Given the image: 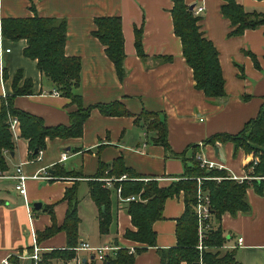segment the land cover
Here are the masks:
<instances>
[{
	"label": "crops",
	"instance_id": "1",
	"mask_svg": "<svg viewBox=\"0 0 264 264\" xmlns=\"http://www.w3.org/2000/svg\"><path fill=\"white\" fill-rule=\"evenodd\" d=\"M185 1L194 9L203 7L198 16L206 37L219 51L227 93L223 98H209L196 87L193 70L183 55L182 41L174 32L173 0H0V109L3 100L13 95V78L20 69L32 80L33 93L15 96L16 108L42 118L46 126H70V113L78 109L69 98L53 93L55 85L42 75L36 60L24 56L25 39L12 41L2 36L3 18L37 14L67 20L65 51L82 60L78 92L84 106L116 103L113 109L120 112L107 115L97 107L92 108L82 136L48 138L46 148L36 158L31 155L28 140L21 136L20 125L13 131L16 146L13 154H6L5 172L14 174L21 166L28 178L26 195L16 189L15 179L0 178V264L12 255L28 259L29 248L34 244L29 209L36 235L54 224L58 227L64 224L69 209V202L64 199L66 190L74 185L80 217L77 247L86 242L93 246L145 248L136 255L135 264H161L159 249L178 243V219L186 208L184 191L165 201L163 218L153 225L156 246L146 247L126 238V231L136 228L126 209L127 203L118 199L115 190V182L127 179L128 175H109L116 159H122L123 166L138 178L155 179L162 187L186 178V165L191 164L194 154L196 159L203 156L223 165L219 169L227 170L230 176L247 177L243 150L235 153L232 142L217 141L215 145L205 142L218 133H239L259 114L264 103V24L230 36L231 23L221 12L224 0ZM236 1L246 10L264 12V0ZM100 16L122 18L126 53L123 79L119 78L105 46L92 35L95 19ZM141 27L144 58L135 45V29ZM167 57L172 59H164ZM124 111L126 114H122ZM145 112L158 113L166 119L170 149L184 157L167 153L162 144L153 141L155 133L143 121L136 122ZM101 165H106L103 173ZM121 169L122 166L117 167V171ZM35 175L47 178H34ZM108 179H117L112 187L106 186L115 191L113 221L109 232L102 234L100 210L92 199L90 183L102 181L106 185ZM247 197L249 212L222 215L220 225L228 241L221 250H233L242 264H264V193L251 186ZM85 198L94 213L89 224L81 213ZM36 202L42 204L41 209L34 208ZM67 243V232L59 230L38 244L43 253L66 248ZM77 247L73 259L58 258L53 263L83 264L92 259V251Z\"/></svg>",
	"mask_w": 264,
	"mask_h": 264
},
{
	"label": "trees",
	"instance_id": "2",
	"mask_svg": "<svg viewBox=\"0 0 264 264\" xmlns=\"http://www.w3.org/2000/svg\"><path fill=\"white\" fill-rule=\"evenodd\" d=\"M171 10L174 32L182 41L183 55L193 70L196 87L204 91L209 98H223L227 95L225 79L220 63L219 51L216 45L206 37L200 24V17L195 14L185 0H173ZM221 12L231 23L230 36L240 35L247 29L257 28L264 24V12L249 11L236 0H224ZM2 36L12 41L25 39L24 56L36 60L37 67L45 78L53 82L61 95L69 98L78 109L70 113L71 125L46 126L42 118L18 109L14 106V97L33 93V83L24 76L22 69L13 78V95L3 100L0 109V170L8 168L6 154L15 150L16 142L10 121L17 118L20 122L21 136L28 140L31 155L36 158L47 145L48 138L80 137L83 135L84 123L92 108L97 107L104 114L120 113L113 109L112 104H100L85 107L82 95L78 92L81 80L82 60L78 56L66 54L65 47L68 37V22L65 18L42 17L37 14L31 17L3 18L1 22ZM92 35L105 46V51L114 63L120 79L126 75L124 60V34L120 16H100L95 19V29ZM135 45L141 57H146L143 46V28L135 29ZM164 59L171 60V57ZM7 77V74H4ZM23 81L22 84L20 82ZM122 112V111H121ZM122 114H126L124 111ZM136 122L146 124L155 135L153 141L162 144L166 152L184 157V154H174L170 149L167 135V122L160 114L145 112L136 118ZM232 142L235 153L243 150L246 155L245 168L247 177L242 181L231 178L228 171L219 168H204L200 165L196 154L186 165L185 179L174 182L168 187H162L155 179L138 178L133 171L123 166L122 159L114 161L113 170L109 175L120 177L127 174L128 178L115 182V190L122 187L123 197L138 196L140 199L127 202L126 209L131 215L136 230L128 229L125 237L148 246H156V232L153 228L155 221L163 218L164 203L169 197L179 196L184 191L185 212L178 219V243L174 247L159 249L161 264H242L233 250L221 252L228 241L225 231L220 225L222 215L226 212L236 215L238 212H249L248 188L254 186L260 194L264 193V103L256 118L249 120L237 134L218 133L206 140L205 143L216 144ZM185 159V158H183ZM187 159H185V162ZM257 161V162H256ZM122 169L117 171V167ZM106 165H101V173ZM114 171V173H113ZM209 177L203 182L207 191L213 214V222L204 240L206 248H198V218L197 177ZM100 177V176H99ZM214 177H223L220 181ZM114 188L106 187L102 181L90 183L92 199L100 210V232L106 234L113 221L112 192ZM115 192V191H114ZM69 209L65 222L58 227L55 224L43 232L37 233V242L53 236L59 230H65L68 235L66 248L53 249L42 253L39 264H54L55 259L71 260L76 256L74 247L78 246V230L80 217L78 214L79 200L75 185L66 190L65 198ZM219 221V224H215ZM217 250H213V249ZM145 248L136 249L130 253L127 247H121L115 256L107 255L103 263H98L93 255L90 261L83 264H135L136 255ZM30 253L33 247L29 248ZM12 264H35L32 259H22L18 255L10 256Z\"/></svg>",
	"mask_w": 264,
	"mask_h": 264
},
{
	"label": "built area",
	"instance_id": "3",
	"mask_svg": "<svg viewBox=\"0 0 264 264\" xmlns=\"http://www.w3.org/2000/svg\"><path fill=\"white\" fill-rule=\"evenodd\" d=\"M203 10V7H198L195 9V14L198 15L201 11ZM9 51V49H7ZM53 93L55 94H60L58 89H54ZM18 125H20V122L17 118H13L10 121V128L12 131H14ZM42 150L40 151V153ZM65 157V155H64ZM198 161L200 162V165L204 168L212 169V168H223V165H218L214 161L207 160L203 156H198ZM257 162V161H256ZM0 178H11L16 180V189L23 195H26V181H27V176L23 173L22 167L18 166L16 168V173L14 174H7L5 171L0 170ZM34 178H47V176H39L35 175ZM125 176L121 177L119 180L124 179ZM223 177H214L213 179L221 180ZM231 178L240 180L242 181L245 178H240L238 176H231ZM206 179H210L209 177H197V203H196V214L198 218V233H199V244L198 248L203 251L204 248H206L204 244V240L207 236L208 230L211 227V224L213 222V214L211 211V202H210V197L207 193V191L203 188V182ZM117 179H108L106 180V186L112 187V182L116 181ZM149 179H146V181ZM116 192L118 195V199L121 202H129L131 200H137L140 199L138 196H129V197H123L122 195V187L119 186L116 188ZM30 210V222H31V231H32V237L34 239V244H33V251L26 257L29 259H32L35 264H39V262L42 260V248L39 246L37 243V235L35 233V230L32 225V211ZM239 244L242 243V238L238 239ZM121 248V246H112V245H104V246H93L90 243H82L79 247L76 249H82V250H88L92 251L99 263H103L106 259V256L112 255L115 256L116 252ZM130 253H135L136 252V247H130L128 248ZM4 264H12L10 259H5ZM81 263V262H80ZM200 264H203V262H200Z\"/></svg>",
	"mask_w": 264,
	"mask_h": 264
},
{
	"label": "rangeland",
	"instance_id": "4",
	"mask_svg": "<svg viewBox=\"0 0 264 264\" xmlns=\"http://www.w3.org/2000/svg\"><path fill=\"white\" fill-rule=\"evenodd\" d=\"M82 194H83V192H81V195ZM88 202L89 201L86 198L84 200H82V202H81V213H82V215L85 218L84 221H85L86 224H89L87 222H92L93 214H94L93 210H92V207H91V205ZM213 250H217V249L214 248ZM221 252H225V251H221Z\"/></svg>",
	"mask_w": 264,
	"mask_h": 264
},
{
	"label": "water",
	"instance_id": "5",
	"mask_svg": "<svg viewBox=\"0 0 264 264\" xmlns=\"http://www.w3.org/2000/svg\"><path fill=\"white\" fill-rule=\"evenodd\" d=\"M190 8H191V9H194V6L191 5ZM217 151H218V150H217ZM11 153L13 154V152H11ZM41 207H42V204H41L40 202H36V203H34V208H35V209H41ZM195 264H199V263H195Z\"/></svg>",
	"mask_w": 264,
	"mask_h": 264
}]
</instances>
